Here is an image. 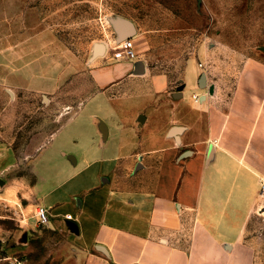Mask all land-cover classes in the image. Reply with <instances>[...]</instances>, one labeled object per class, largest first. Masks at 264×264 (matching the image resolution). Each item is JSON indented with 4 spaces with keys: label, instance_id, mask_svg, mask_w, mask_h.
I'll use <instances>...</instances> for the list:
<instances>
[{
    "label": "crops",
    "instance_id": "obj_1",
    "mask_svg": "<svg viewBox=\"0 0 264 264\" xmlns=\"http://www.w3.org/2000/svg\"><path fill=\"white\" fill-rule=\"evenodd\" d=\"M55 1L0 0V176L15 171L21 97L74 103L62 106L71 116L53 141L27 159V177L41 184L23 217L45 207L75 264H252L246 233L264 196V39L232 90L209 85L213 63L200 47L170 91L146 60L108 56L111 45L97 43L98 56L97 44L86 56L73 52L51 26L62 11H47ZM252 15L251 32L264 33V3ZM220 49L228 56L227 43ZM220 59L212 82L228 83L230 64Z\"/></svg>",
    "mask_w": 264,
    "mask_h": 264
},
{
    "label": "rangeland",
    "instance_id": "obj_2",
    "mask_svg": "<svg viewBox=\"0 0 264 264\" xmlns=\"http://www.w3.org/2000/svg\"><path fill=\"white\" fill-rule=\"evenodd\" d=\"M263 3L256 0H61L48 4L46 9H52L53 13L62 9L61 17L53 14L51 26L73 52L82 56L90 52L93 44L110 46L116 42L115 31L107 20L109 17L131 20L136 27L135 58L146 60L154 73L165 74L170 91L178 86L186 60L193 56L198 58L199 48L204 47L210 51L209 63H213L208 73L209 85L223 92L234 88L233 78L245 57L252 55L259 40L264 39V33L251 32L253 20H258L253 18L252 10ZM243 24L245 32H241ZM220 43L228 44V56L225 49H220ZM112 52L109 48L108 56H113ZM97 54L95 52V56ZM220 58L230 64L225 71L232 77L228 83L212 82L221 72ZM67 103L74 104L70 99L59 97L51 100L21 97L17 102L20 107L14 131L17 163L14 172L0 176L4 181L0 184V264H75L74 249L62 234L47 224L36 223L34 210L23 217L25 206L27 209L33 203L30 191L36 183L41 184L40 179L27 177L30 170L27 159L71 116V112L62 107ZM44 186L47 184L43 183ZM27 217L33 228L21 223V219ZM24 233L27 236L22 243ZM246 238L254 251L252 264H264L263 195L260 208L247 228ZM56 251H67L68 258L59 257Z\"/></svg>",
    "mask_w": 264,
    "mask_h": 264
},
{
    "label": "water",
    "instance_id": "obj_3",
    "mask_svg": "<svg viewBox=\"0 0 264 264\" xmlns=\"http://www.w3.org/2000/svg\"><path fill=\"white\" fill-rule=\"evenodd\" d=\"M107 20L116 33L115 39L117 42L122 41L124 39H128L135 34V29L131 21H128L120 17H109ZM102 50H103V46L101 44H97L96 45L97 53H101ZM135 67H136V73L143 72V71H139V69L142 67V63L140 61L136 63ZM179 129H180L179 127H173L169 133L171 135H175L179 131ZM2 183L3 181L0 180V184ZM68 225L70 227V230L75 231V224L73 222L70 221ZM25 236L26 235L24 234L23 237L24 239Z\"/></svg>",
    "mask_w": 264,
    "mask_h": 264
},
{
    "label": "built area",
    "instance_id": "obj_4",
    "mask_svg": "<svg viewBox=\"0 0 264 264\" xmlns=\"http://www.w3.org/2000/svg\"><path fill=\"white\" fill-rule=\"evenodd\" d=\"M113 52L112 55L114 58H121V56L125 57L127 60L134 59L136 57L134 48H133V41L132 39H124L119 42H114L111 44L110 47ZM194 100H198V97L196 95H193ZM260 193H264V181L261 183V190ZM35 217L37 219V222L41 225H44L48 221V213L45 207L41 205H37L35 208Z\"/></svg>",
    "mask_w": 264,
    "mask_h": 264
},
{
    "label": "bare ground",
    "instance_id": "obj_5",
    "mask_svg": "<svg viewBox=\"0 0 264 264\" xmlns=\"http://www.w3.org/2000/svg\"><path fill=\"white\" fill-rule=\"evenodd\" d=\"M25 220H26V218H24L22 222L25 223Z\"/></svg>",
    "mask_w": 264,
    "mask_h": 264
}]
</instances>
